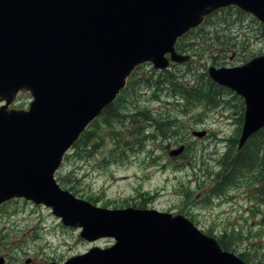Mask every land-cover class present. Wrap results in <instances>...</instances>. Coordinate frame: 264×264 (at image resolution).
Wrapping results in <instances>:
<instances>
[{"label":"water","instance_id":"1","mask_svg":"<svg viewBox=\"0 0 264 264\" xmlns=\"http://www.w3.org/2000/svg\"><path fill=\"white\" fill-rule=\"evenodd\" d=\"M233 3L264 23V0H0V100L7 102L0 107V203L14 196L43 201L65 223L83 226L82 236L117 239L64 264H246L183 215L100 208L53 178L64 152L136 65L165 67L168 52L185 59L175 51L177 38L205 13ZM209 73L245 98L243 145L264 127V55ZM23 88L35 97L30 109L8 110Z\"/></svg>","mask_w":264,"mask_h":264},{"label":"rangeland","instance_id":"2","mask_svg":"<svg viewBox=\"0 0 264 264\" xmlns=\"http://www.w3.org/2000/svg\"><path fill=\"white\" fill-rule=\"evenodd\" d=\"M182 44L187 48L183 53L190 55L188 62L171 64L169 72L150 63L135 70L138 82L122 96L124 105L116 120L101 123L81 149L73 147L60 168L59 182L101 207H147L184 214L230 251L246 252L249 260L257 254L264 258L261 174L247 172L226 188L216 186L221 155L227 152L228 142L234 143L240 135L242 98L223 89L215 100L195 96L188 103L176 85H203L217 94L216 86L209 88L208 67L240 65L264 54V26L253 15L230 6L211 13ZM30 99L29 93L22 92L10 107L27 108ZM143 112L174 118L168 137L137 140L135 120ZM203 129L209 132L205 138L191 133ZM182 139L187 150L179 158L170 156V148ZM29 202L15 199L0 208L3 264L61 263L95 245L112 243L108 237L89 241L80 236L79 228L61 223L50 208Z\"/></svg>","mask_w":264,"mask_h":264},{"label":"trees","instance_id":"3","mask_svg":"<svg viewBox=\"0 0 264 264\" xmlns=\"http://www.w3.org/2000/svg\"><path fill=\"white\" fill-rule=\"evenodd\" d=\"M211 90V87H209ZM205 89L203 88V85L199 86L195 90L189 89V97H203L207 96L210 99L215 100L216 94L209 93L205 90V93H203ZM114 109V105H110L108 107V111ZM111 114H114V111H112L108 115V124H111L113 121L110 119L109 116ZM163 125L166 124V122H161ZM167 126V125H166ZM229 163L225 164L224 171L221 176V180L218 183V185H224L229 182L233 183V179L236 177H239L241 174L248 171L249 168H256V172H259L261 174V179L264 180V130L259 131L255 135H253L246 145L240 150L236 151L234 155L229 159ZM251 163V164H250ZM217 185V186H218ZM260 256L259 254L256 255L255 260L253 264H264V258L260 259L258 258Z\"/></svg>","mask_w":264,"mask_h":264}]
</instances>
